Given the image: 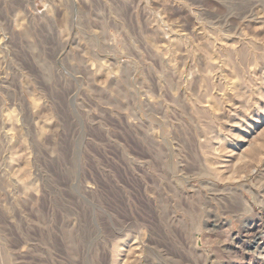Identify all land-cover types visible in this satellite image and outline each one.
Segmentation results:
<instances>
[{"label":"rangeland","instance_id":"obj_1","mask_svg":"<svg viewBox=\"0 0 264 264\" xmlns=\"http://www.w3.org/2000/svg\"><path fill=\"white\" fill-rule=\"evenodd\" d=\"M0 264H264V0H0Z\"/></svg>","mask_w":264,"mask_h":264}]
</instances>
